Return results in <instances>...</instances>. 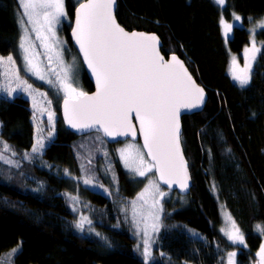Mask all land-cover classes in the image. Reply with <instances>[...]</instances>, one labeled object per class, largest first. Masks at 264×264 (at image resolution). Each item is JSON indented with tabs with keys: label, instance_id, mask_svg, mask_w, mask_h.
Segmentation results:
<instances>
[{
	"label": "trees",
	"instance_id": "obj_1",
	"mask_svg": "<svg viewBox=\"0 0 264 264\" xmlns=\"http://www.w3.org/2000/svg\"><path fill=\"white\" fill-rule=\"evenodd\" d=\"M75 2L66 0L70 20ZM19 11V0H0L1 55L17 51ZM234 13L247 24L264 16V0H224L223 5L216 0H118L120 23L156 32L163 52L182 56L209 95L202 112L183 117L182 144L193 186L183 194L188 197L186 205L164 204L157 255L149 264H224L232 245L220 231L221 204L245 235L247 246L237 254V264L258 260L263 237L257 225H264V45L249 83L241 87L229 75V56L250 43V33L237 25L225 42L220 24L222 16L231 20ZM71 25L64 21L63 31L77 51L69 35ZM256 37L264 43V29ZM83 70L85 92L92 91L94 84ZM0 124V139L10 146L5 152L19 164L0 161V256L22 242L12 264H145L120 212L122 200L139 193L143 181L131 178L112 158L110 184L99 166L105 161L101 149L115 144L92 136L98 133L77 136L60 117L44 152L25 158L35 143L36 125L30 101L23 95L0 94ZM72 173L108 186L109 194L82 186L95 231L82 232L75 226L77 214L67 195Z\"/></svg>",
	"mask_w": 264,
	"mask_h": 264
},
{
	"label": "snow or ice",
	"instance_id": "obj_2",
	"mask_svg": "<svg viewBox=\"0 0 264 264\" xmlns=\"http://www.w3.org/2000/svg\"><path fill=\"white\" fill-rule=\"evenodd\" d=\"M217 2L223 4L224 0ZM113 4L114 0H87L86 3H80L76 9L75 28L72 34L83 53L84 61L95 76L96 92L88 95L72 86L71 66L64 65L60 52H56V57L60 62L61 72L56 73L55 81L48 79L47 83L64 92V118L72 128L78 130L96 128L109 137L128 133L135 136L132 124V119L135 118L139 122V130L144 137V147L148 150L147 155L151 157L152 163L146 164L143 154L138 150L133 154L129 146L121 150V158L125 166L131 168L140 177H145L155 169L159 173V179L169 187L176 183L181 189H186L189 176L180 149L179 115L181 109H194L203 104L204 90L195 84L183 63L175 55H172L170 61H165L158 50V38L155 35L125 31L116 22L112 10ZM20 6L24 9L23 16L27 17V23L32 25V31L36 32L42 45L52 51L59 43L56 39L55 25L59 23L60 17L66 16L64 0H20ZM234 18L237 21L241 19L238 15ZM20 23L24 26L23 17ZM220 23L227 37L233 25L223 19ZM260 26L264 27V21L260 22ZM24 32L19 47L24 52L25 70L38 76L40 80H45V74L35 62L38 54L31 51L33 45L28 43L27 27H24ZM49 39L53 40L52 45L46 43ZM249 51H257L254 42L252 49L245 48V53ZM5 61L8 65L16 63L12 55L0 56V64ZM51 62L52 58L49 57V63ZM249 68L250 65L246 63L240 73H246ZM232 75L241 87L249 83L248 75L238 74L235 68ZM11 76L17 81L16 87L13 88L10 81L3 86V91L11 95L19 89L33 95L32 85L20 78L18 70L13 69ZM48 103L51 104V101ZM33 107H36L34 96ZM42 111L48 112V123L52 126V131L48 132L50 139L55 127V113L49 109ZM37 131L40 133L42 129L38 128ZM0 144H3V148L0 149V161L19 167L17 162L4 155V151L10 150V146L3 141H0ZM44 147V139L38 135L32 145L31 153L25 152L24 157L30 158L31 154L40 153ZM65 174H68L67 170ZM84 183L90 184L91 180H85ZM149 186L158 189V185L153 180H149ZM147 191H149L148 187L145 189V192ZM159 195L163 197L167 193L160 192ZM143 196L144 193H141L140 198L142 199ZM160 210L162 209H157ZM155 219L158 220L159 217L155 216ZM227 219L229 227L221 231L233 244L246 246L244 235L236 222L231 216ZM85 224L91 226L92 221L84 216L75 222L76 228L80 231L84 230ZM257 228L264 234V228L260 226ZM153 230H158V226L154 224ZM89 231L94 230L89 228ZM95 234L100 236L98 232ZM145 235H147L146 230ZM103 239L105 245L111 247L107 238ZM137 247L139 248V245ZM143 249L144 262L149 264L152 258L147 239L143 242ZM15 251L16 249H13V253ZM258 255L264 264V244L261 245ZM235 256V252L228 253L229 264H234Z\"/></svg>",
	"mask_w": 264,
	"mask_h": 264
},
{
	"label": "rangeland",
	"instance_id": "obj_3",
	"mask_svg": "<svg viewBox=\"0 0 264 264\" xmlns=\"http://www.w3.org/2000/svg\"><path fill=\"white\" fill-rule=\"evenodd\" d=\"M75 1H76L75 3L78 4L83 0H75ZM19 3H20V0H19ZM223 4H220V5H223ZM64 10L66 12V16L60 17L59 23L55 25L56 39H58L59 43L55 45L52 51H49L48 48L42 45L41 40L37 38L36 32L32 31V25L27 23V17L23 16L24 9L20 6V11L18 13L19 15L18 20H19L21 33H20L19 43L17 46V51L15 53H10L7 55L0 54V56H4V57H7L8 55H12L13 59L16 61L15 65H8L6 61L5 63L0 64V94L3 95L4 97H9V98H13L14 96H17V95H23L24 97L29 99L30 104H31V109L33 110V113H34V121L36 125L35 142H36L38 135H40L44 139L45 147L41 150L40 153L44 152V150L50 144L51 140L53 139L56 133L57 126H58V120L61 117L60 106H61L62 101L64 100V92L58 90L57 87L47 83L48 79H52L53 81H55L56 73L61 72V65H60L59 60L56 57V52L61 53L64 65L71 66L70 83L72 84V86L75 87L78 91H83V92L85 91V88L82 83V78H83V73H84V70H83L84 66L82 67L83 65L82 60L80 58L81 60L80 62L79 56L75 54V52L71 49L66 33L63 31L64 21H69V23L72 24V20H70L67 16L66 0H64ZM237 15L241 17L239 21L235 20L234 18ZM22 17H23V20L25 21L24 26H22L20 23ZM222 19L226 23L232 24L233 27L237 25L245 27L250 33V43L246 45L245 48L252 49V45L254 42L255 48L257 49V51L255 52L258 54V52L261 50V47H263L264 43L257 40L256 34L260 30L264 29V27L260 26V22L264 21V16L259 17V18H252L248 21L247 24L244 23V17L237 13H234L231 20L224 18V16L221 17V20ZM24 27H27L28 29V43H31L33 45V48L31 49V51H34L38 54L35 57V62L38 63L41 72L45 74L46 76L45 80H40L38 76L33 75L32 73L27 72L25 70L26 62L23 59L24 52L19 47L20 42H21V37L25 35ZM221 31H222V35H223L225 42H227V38L231 34L232 30L231 32L228 33V36L225 37L224 28H223V25L221 24ZM45 35H47V33H45ZM46 43L49 45H52L53 40L49 39L46 41ZM245 48H243L242 55L250 54L251 51L245 53ZM49 57L52 58L51 63H49ZM241 57L242 56L240 54H237L235 52L230 53L229 63H228V72L231 75H232L234 68L236 71H239V69H242L243 61L241 60ZM233 58H235V65H233ZM256 60H257V56L255 57L254 61H251V65L252 63L254 65ZM13 69H16L19 71V76L21 79L27 80V82L32 85V88L34 90L33 95H29L28 93L23 92L19 89H17L11 95H9L6 91H3V86L8 84L10 81H11V86L13 88L16 87L17 81L11 76V72ZM42 94H46V95H42ZM33 96L35 97V101H36L35 108L33 107ZM48 101H51V104H49ZM43 109H49L55 113V116H54L55 127H54L53 135L50 139L48 138V132L52 131V126L48 123V112L42 111ZM38 128L42 129L40 133H38L37 131ZM0 131H1V124H0ZM94 135L99 136L100 134L99 133L93 134L92 136ZM129 146H131L129 150L133 154H135L137 150L141 154H143L146 164L152 163L148 159L140 141H132L130 139H127L125 141L116 143L110 148H105V149L103 148V150L101 149V155L104 156L103 158H105V161L102 159L100 161L99 166L104 175V178L108 182H110V184H112L111 183L112 175H111L109 168L111 166L110 164L112 163V158H116L120 162L121 166L124 168V170L129 174L131 178L141 179L143 181V186L141 190L139 191V193H137L131 199L122 200V202L120 203L121 205L120 212L122 213L123 221L126 224V227L131 231V233L134 235L136 239L137 252L143 257L142 255L143 250H144L143 242L145 239H147L150 245L151 258L153 259L154 256L157 255L155 254L156 243H157V239L159 236V232L161 231L163 227L164 214L166 213L164 209V204L168 202H172V203H179L181 206L186 205L188 202V197L183 194L180 195V193L178 192L168 190L164 188L162 185H160L159 181L157 180L155 169L149 172L145 177H140L136 175V173L131 168L126 167L124 160L121 158V150L129 148ZM2 148H3V144H0V149ZM4 155L6 158L10 159L5 151H4ZM91 159L93 161L95 159V155H93ZM84 164H88L87 166H93V163H89V162L84 163ZM67 173H68L67 175H69V171ZM84 173H83V176H84ZM72 177H73V181H72V184L69 190L67 191L68 193L67 195H68V199L70 201L71 206L73 207L74 211L77 214V221L80 220L81 216L87 217L89 220L92 221V224L91 226L85 224L84 230L82 232H85V231L91 232L89 231V228L95 231L96 227H95L94 221L89 215V211H88L89 202L87 201V199L84 197L82 193V186H88L95 191L109 194L108 186H104L102 184H99L98 182L97 183L93 182L92 179H88L86 177L81 178L74 174L72 175ZM85 180H91V183L86 184L84 183ZM149 180L155 181V183L158 185V189L149 186ZM146 187L149 188V191L147 192H145ZM160 192H165L167 193V195L161 197L159 195ZM141 193H144V196L142 199L140 198ZM72 197H76L77 199L73 200L71 199ZM158 208L162 210L157 211ZM155 216H158L159 219L158 220L155 219ZM228 216H231V214L229 213L228 209L223 204H221L220 231L221 229L227 230V228L229 227V221L227 219ZM231 218L232 220L235 221V219L232 216ZM154 224L158 226V230L156 231L153 230ZM236 225L238 227L237 223ZM257 226L264 228L263 224H258ZM145 230L147 231V235H145ZM258 232L262 235L263 237L262 244H264V234H262L261 231L259 230ZM241 233L243 234L242 231ZM221 234L232 245V249L225 252V255L223 257L224 264H229V259H228L229 252L236 253V256L233 258V260H234V264H237V256H238L237 254L239 253L241 249L246 248L247 246L246 241H245L246 246L240 245V244H233L232 242L228 240L224 232L221 231ZM244 240H245V235H244ZM138 245H139V248L137 247ZM22 247H23V243L20 242L19 244L9 248L8 250L3 251L2 255L0 256V264H12L13 262H15L14 260L15 256L22 249ZM13 249H16L14 253H13ZM256 256L258 260L254 261L253 264H261V258L258 255V253ZM31 264H36V263H31Z\"/></svg>",
	"mask_w": 264,
	"mask_h": 264
},
{
	"label": "water",
	"instance_id": "obj_4",
	"mask_svg": "<svg viewBox=\"0 0 264 264\" xmlns=\"http://www.w3.org/2000/svg\"><path fill=\"white\" fill-rule=\"evenodd\" d=\"M87 0H83L81 1L80 3H86ZM76 6L75 8V12H74V17H73V20H72V25H71V28L69 30V35L71 37V40H72V43L73 45L75 46V48L77 49L79 55H80V58L82 60V63H83V66H84V69L89 77V79L91 80V82L94 84V89L92 91H88V92H85L87 93L88 95H92L96 92V79H95V76L92 74V70L90 68H88V65L87 63L84 61V57H83V53L80 51V47L79 45L76 43L75 41V38L73 37V28H75V19H76V9L79 7V4ZM117 8H118V0H114V4H113V14L115 16V19H116V22L118 24H120L121 27H123L125 29V31L131 33V32H139V33H144L146 35H155L157 38H158V50L160 52V55H162L165 59V61H170L171 60V57L172 55H175L179 61H181L183 63V66L184 68L187 69L189 75L191 76L192 80L195 81V84L202 88L204 90V102L203 104H201L199 107L197 108H194V109H181L180 110V115H179V138H180V149H181V152L183 154V158H184V161L186 162L187 164V172H188V176H189V180H188V187L186 189H181L180 186L176 183H173L171 187H169L163 180H160L159 179V173L155 170V173H156V176H157V180L159 181L160 185H162L164 188L168 189V190H171V191H178L182 194H188L191 189H192V186H193V182H192V178H191V172H190V169H189V164H188V161H187V158H186V155H185V152H184V148H183V144H182V134H183V117L185 115H192V114H195V113H199V112H202L207 103H208V100H209V95H208V92L206 90V88L200 84L198 82V80L196 79V77L194 76V74L192 73V71L190 70V68L188 67V65L186 64V62L179 56V54L177 53H171L169 54L168 56H166L164 53H163V50H162V47H163V41L161 39V37L156 33V32H150V31H145V30H139V29H128L126 28L125 26H123L120 21L118 20V17H117ZM256 52L255 51H251L250 54L248 55L247 57V61L246 63L249 64V60L251 57L255 56ZM249 71V69L247 70ZM64 100L62 101L61 103V106H60V112H61V118L65 124V126L67 128H69L70 130H72L75 135L77 136H83V135H87V134H91V133H99L108 143H113V144H116L118 142H122V141H125L127 139H130L132 141H140L143 148H144V151L147 155V152L148 150L144 147V137H143V134L140 132V125H139V122L133 118L132 119V124L134 126V129H135V136H133L131 133H128L127 135H119V136H115V137H109V136H106L103 131H98L96 128H91V129H81V130H78V129H75V128H72L68 123L67 121L65 120L64 118ZM148 159L151 161V157L148 156ZM152 162V161H151ZM261 264H262V261H261Z\"/></svg>",
	"mask_w": 264,
	"mask_h": 264
},
{
	"label": "flooded vegetation",
	"instance_id": "obj_5",
	"mask_svg": "<svg viewBox=\"0 0 264 264\" xmlns=\"http://www.w3.org/2000/svg\"><path fill=\"white\" fill-rule=\"evenodd\" d=\"M245 48V47H244ZM77 50V49H76ZM74 52H75V54H77L78 56H79V60H80V55H79V53H78V51H75V50H73ZM243 51V50H242ZM242 51L240 52V53H237V54H240L242 57H241V60L243 61L242 62V69H244V66H245V64H246V61H247V57H248V55H242L243 53H242ZM258 54L256 53L255 54V56H253V57H251L250 58V60H249V65H250V68H249V71H247L246 73H240V70L241 69H239V71H237V73L238 74H246V75H249L250 76V72H251V69H252V66H253V63H252V65H251V61H254V59H255V57L257 56ZM80 62H81V60H80ZM81 65H82V63H81ZM83 66V65H82ZM85 92V91H84ZM88 92V91H87Z\"/></svg>",
	"mask_w": 264,
	"mask_h": 264
},
{
	"label": "bare ground",
	"instance_id": "obj_6",
	"mask_svg": "<svg viewBox=\"0 0 264 264\" xmlns=\"http://www.w3.org/2000/svg\"><path fill=\"white\" fill-rule=\"evenodd\" d=\"M164 53V52H163ZM171 53H175V52H171ZM171 53H168V54H165L166 56H168L169 54H171ZM180 56V55H179ZM185 62H186V60L182 57V56H180ZM186 64L188 65V63L186 62ZM229 75H230V77L233 79V77H232V75L229 73ZM234 80V79H233ZM235 82H237L236 80H234Z\"/></svg>",
	"mask_w": 264,
	"mask_h": 264
}]
</instances>
